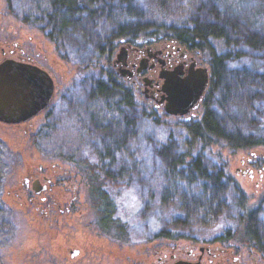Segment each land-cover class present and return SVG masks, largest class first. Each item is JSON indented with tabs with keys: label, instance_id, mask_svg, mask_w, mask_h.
Returning a JSON list of instances; mask_svg holds the SVG:
<instances>
[{
	"label": "trees",
	"instance_id": "trees-1",
	"mask_svg": "<svg viewBox=\"0 0 264 264\" xmlns=\"http://www.w3.org/2000/svg\"><path fill=\"white\" fill-rule=\"evenodd\" d=\"M5 1L9 13L23 26L44 33L63 61L78 66L74 79L87 83L81 102L88 99L99 105L83 111L88 126L83 128L80 152L61 146L47 155L78 169L88 186L97 222L111 242L129 243L136 229L116 217V203L107 189L110 181L118 183L115 177L123 176L126 165L121 158L134 140L144 146L140 157L145 170L151 164L155 169L160 157L165 158V173L189 186L186 190L178 181L175 186L173 180L168 181L160 204L173 190L186 215H200L207 222L224 210L227 193L234 192L239 221L227 237L264 255V194L252 207L224 165L213 167L209 162L214 147L221 145L233 150L264 147V0H185L178 17L181 21L167 27L156 21L151 3H156L157 13L163 16L170 9L169 0ZM160 39L196 52L211 69L202 116L179 123L182 134L175 151L170 146L157 150L155 130L162 126L157 113L134 101L132 90L119 82L110 62L117 41L150 44ZM68 95L64 93L63 100ZM166 136L170 142L171 134ZM7 156L8 146L0 141V213L5 212L0 250L17 227V209L6 206L3 199L10 169ZM148 230L151 240L170 238L167 230Z\"/></svg>",
	"mask_w": 264,
	"mask_h": 264
},
{
	"label": "rangeland",
	"instance_id": "rangeland-1",
	"mask_svg": "<svg viewBox=\"0 0 264 264\" xmlns=\"http://www.w3.org/2000/svg\"><path fill=\"white\" fill-rule=\"evenodd\" d=\"M190 1L188 0L187 3ZM150 3L149 1L148 4ZM185 3V0H169L168 14L161 16L156 11V3L152 1L151 10L156 21L167 27V24L181 21L178 17L183 12ZM0 26L8 31L15 40L24 43L25 48L31 47L30 49L34 51L33 54L38 58L37 60L46 65L57 82L62 84L63 92L61 98L58 97L52 120L47 121L49 128L37 139L34 138L33 134L26 135L22 130L0 125V141L8 146L7 163L10 164V175L5 179V188H7L4 190L3 199L6 206L17 209V227L13 233L14 237L9 240L7 246L0 250V264H154L157 261V254L153 249L158 243V247L161 248L163 245L170 247L175 242L184 245L198 239L208 240L219 236L225 238L237 227L239 221L238 203L235 198L236 193L231 191L226 195L224 210L207 222L201 221L200 215L198 217L186 215L184 208L181 207L182 202L177 196H174L173 190L169 194L170 196L166 197L167 199L160 204V193L165 187L169 189L168 181L173 180V186L178 181L180 187L186 190L189 186L185 181L180 183L178 176L173 177L165 173L168 170V163L165 158L160 157L156 162L155 169L152 168L151 164V168L145 170L142 165L144 162L140 157L143 155L140 148L144 146L141 145V142L134 140L130 145V150L125 152L121 158L126 165V170L123 172V176L115 177L120 184L110 181L107 188L111 199L116 203V217L120 218L128 227L136 228L131 231L130 244L117 241L113 243L103 236L102 230L97 225V217L91 207L89 194L87 195L88 186L84 184L82 175L79 177V183L82 197H86V199L81 198L84 205L75 214V225H68L65 229L57 228L56 218L51 215L43 217L29 209L30 207L25 203V198L16 196L18 191L20 193V189H15L24 180L25 165H31L32 162L44 163L42 161L44 160L43 156L59 150L61 146L67 150L74 148L73 150L80 152L84 142L83 128L88 126L83 111L96 109L95 106L99 105L89 103L88 99L81 102L87 83H80L74 79L78 66L75 63L63 61L53 43L47 39L44 33L33 27L23 26L15 15L9 13L5 0H0ZM156 42L168 43L163 39ZM121 48L120 41H117L110 61L115 74V68L118 71L119 66L116 67L114 61ZM119 64L125 69L123 64ZM209 76L211 77V73ZM124 77L128 78V75ZM74 81L75 83H73ZM119 82L124 83L126 87L132 90L133 99L138 105L144 106L147 111H155L153 102L147 101L146 103L143 91H136L130 82L120 77ZM64 93L69 94L68 99L64 98L65 101L63 100ZM116 100L117 98L114 99V101ZM157 116L162 125L155 130V138L159 141L157 150L162 146H170L175 151L182 134L179 123L185 119L171 117L162 112L158 113V111ZM201 116L202 111L197 112L192 120H199ZM116 123L118 124L117 121ZM167 134H171L170 142L167 141ZM61 143L69 147L60 145ZM212 152L213 154L209 157V159L211 158L210 166L224 165L227 174L235 180L248 198L249 205L255 207L264 194V172L262 178L259 173L264 165V147L252 150H233L221 145L214 147ZM251 158L254 164L249 163ZM243 160L245 161L244 164L242 163ZM20 164L21 166H19ZM248 166L254 171L253 178L242 171ZM21 167H23L22 170ZM59 167L63 170H69L71 167L74 171L76 170L75 172L78 170L77 168L74 169L71 164L60 162ZM10 189L11 195L8 193ZM150 189H152L151 195ZM170 189L172 188L170 187ZM4 215L5 212L0 213V225L5 218ZM148 228L167 230L170 238L151 240ZM227 242L231 245H239L233 240ZM73 249H80L78 257L72 258L70 251ZM244 253L250 260L254 258L264 260V255L256 249L246 248Z\"/></svg>",
	"mask_w": 264,
	"mask_h": 264
},
{
	"label": "flooded vegetation",
	"instance_id": "flooded-vegetation-1",
	"mask_svg": "<svg viewBox=\"0 0 264 264\" xmlns=\"http://www.w3.org/2000/svg\"><path fill=\"white\" fill-rule=\"evenodd\" d=\"M120 43L121 47L125 48L126 54V63L123 67L132 74L130 77L128 75V78H123L115 68L116 75L130 82L136 91H143L146 103L147 101L153 102L156 113L158 111V113L162 112L171 117L184 118L186 121H190L197 112L203 111V102L210 76L203 93L196 102L191 104L187 114L172 115L167 113L168 95L165 92L166 76L176 82L192 81L195 84L194 92H196L201 81L211 73V69L203 57L171 42L143 44L139 41L136 44H131L121 40ZM30 48H25L24 43L15 40L8 31L0 26V64L6 60H14L22 64L33 65L47 71L53 79L54 93L43 110L20 123L9 124L0 121V125L4 127L22 130L26 135H36L44 133L49 128L47 121L52 120L58 97L61 98L63 92L62 84L57 82L46 65L37 60L38 58L33 54L34 51ZM48 125H50L49 122ZM43 157L44 163L32 162L31 165H25L24 180L20 186L15 187V189H20V193L18 191L16 196L25 198V203L34 213H39L43 217L51 215L56 218L57 228L65 229L68 225H75V214L84 205L81 199L84 197H82L79 183L81 174L75 172L76 170L74 171L71 167L69 170L61 169L59 162H64L60 159L52 158L46 154ZM242 163L244 164L245 161L243 160ZM249 163L254 164L252 158L249 159ZM23 167L20 169L22 170ZM242 171L244 174L248 173L252 178L254 177V171L249 166ZM263 172L264 165L259 171L261 178ZM9 175L8 173L7 176ZM8 193L11 195V189L8 190ZM97 225L102 230V226ZM103 236L109 238L108 234L103 233ZM227 241L231 242L232 240L228 239L227 236L225 238L219 236L208 240L190 241L184 245L175 242L170 247L163 245L159 248L158 243L153 249L157 254V261L154 264H168L181 259L201 264H264L262 258L250 260L244 253L247 247L231 245ZM73 250H79L80 254V249ZM79 254L75 257H78Z\"/></svg>",
	"mask_w": 264,
	"mask_h": 264
},
{
	"label": "water",
	"instance_id": "water-1",
	"mask_svg": "<svg viewBox=\"0 0 264 264\" xmlns=\"http://www.w3.org/2000/svg\"><path fill=\"white\" fill-rule=\"evenodd\" d=\"M116 55L115 66H119L120 76H131V72L123 69L126 63L125 48ZM209 75L199 84L194 92L195 84L188 80L176 82L166 76L165 92L168 103L166 111L172 115H184L190 111L191 104L203 93ZM54 93L53 79L49 73L33 65L22 64L14 60H6L0 64V121L14 124L28 120L43 110ZM79 250H72L75 257ZM168 264H201L188 260H176Z\"/></svg>",
	"mask_w": 264,
	"mask_h": 264
}]
</instances>
